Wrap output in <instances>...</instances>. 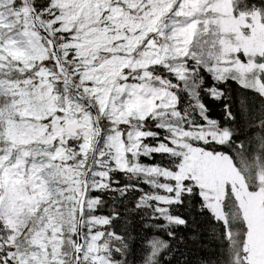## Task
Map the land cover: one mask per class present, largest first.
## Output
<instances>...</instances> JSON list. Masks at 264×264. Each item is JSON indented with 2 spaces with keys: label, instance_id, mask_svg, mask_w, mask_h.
Returning <instances> with one entry per match:
<instances>
[{
  "label": "snow or ice",
  "instance_id": "1",
  "mask_svg": "<svg viewBox=\"0 0 264 264\" xmlns=\"http://www.w3.org/2000/svg\"><path fill=\"white\" fill-rule=\"evenodd\" d=\"M0 264H264V0H0Z\"/></svg>",
  "mask_w": 264,
  "mask_h": 264
}]
</instances>
